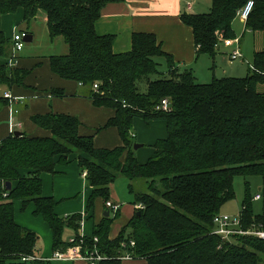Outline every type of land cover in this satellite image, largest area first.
<instances>
[{"label":"trees","instance_id":"trees-1","mask_svg":"<svg viewBox=\"0 0 264 264\" xmlns=\"http://www.w3.org/2000/svg\"><path fill=\"white\" fill-rule=\"evenodd\" d=\"M123 1L0 0V111L9 104L3 87L26 85L31 73L21 64L8 66L12 39L3 19L22 13L30 23L44 12L51 40L63 37L68 45L67 54L48 57L50 70L61 80L79 83L95 107L113 110L98 130L115 127L123 140L116 147L97 146L78 116L52 110L31 116L43 134L10 133L0 140V264H51L36 258L40 236L17 222V201L23 210L33 204V213L49 225L54 251L67 249L80 237L84 214L63 217L56 212L58 202L43 194V174L59 172L73 156L91 186L90 218L98 199L110 212L84 237L82 254L97 250L104 256L101 264H130L122 259L128 253L147 264H264L263 239L241 236L229 241L212 233L214 216L235 197L236 176L246 178L243 227L264 230V90H259L264 84V46L254 51L247 76H214L200 83L191 68L177 65L154 32L134 31L129 50H114L116 35L100 34L97 23L108 4ZM247 1L212 0L206 13L181 14L191 29L197 57L215 58L224 40L237 38L233 23ZM254 2L245 27L256 34L264 32V0ZM158 58L165 59L167 72L160 69ZM152 75L159 78L152 80ZM50 92L66 95L62 87ZM163 99L169 100L170 111L159 108ZM136 119L147 124L163 121L167 128V136L150 145L144 162L134 149ZM121 176L129 181L135 210L113 237L121 208L114 212L106 203ZM250 176L262 178L257 193L263 204L260 213L254 210L257 194L251 193ZM6 181L12 183L10 190ZM140 183L146 191H138ZM67 228L75 231L74 241L63 239Z\"/></svg>","mask_w":264,"mask_h":264},{"label":"rangeland","instance_id":"rangeland-1","mask_svg":"<svg viewBox=\"0 0 264 264\" xmlns=\"http://www.w3.org/2000/svg\"><path fill=\"white\" fill-rule=\"evenodd\" d=\"M201 2V1H199ZM204 6L203 11L208 12L211 9L212 3L209 4L208 1L202 2ZM18 14V13H16ZM16 14L8 15L6 19L7 26L4 25L3 19V28L7 33L13 34V29H17L18 31H25L29 34L33 35V40L30 42H26L24 49L22 50L21 54L26 57V59H32L33 68H28L31 70V73L26 79V85L16 86L14 89L15 94L23 95L28 100V107L24 111V116L26 118H30V115L34 113H46V109L49 107L48 103L53 104L54 107H62L67 111V113L76 115L83 122V131L88 134L94 135V141L97 146H106V147H116L123 144V140L115 127H108L103 128L101 130H90L87 128L95 129L104 126L107 122L108 116L106 112L109 113L110 109L104 110H97L91 105L85 103L84 100H74L71 99L72 97H68V95L56 99L53 103L49 101L46 97L42 98H34L37 94H43L45 91H50L57 85H61L60 83L64 82L58 76H56L50 70V66L48 64V57L51 55H64L68 53V45L65 42L63 37H56L54 40H51L48 31L47 25V17L46 13L41 12L37 18L32 20L30 23H27L22 18V13H19L18 16L15 18ZM7 18V17H5ZM243 20L240 17H237L233 23V28L236 31L237 37L240 39V49L242 52V57L237 59L231 60L230 53L234 50L235 47H225L224 54H220L216 56V59L213 60L207 54H202L199 58L194 59L192 62H188L186 64V68L193 69V72L197 78V82L200 83H209L214 76L217 78L222 77H236L242 78L247 76L254 59V51L262 49L264 46V32H259L253 34L252 32L246 30L245 24H243ZM189 28V27H188ZM189 31L190 28H189ZM226 53V54H225ZM158 62L160 63V69L164 72H167V63L165 59L158 58ZM40 63V64H38ZM38 64V65H37ZM183 68V67H182ZM150 78L157 79L159 75H152ZM259 90H264V84L259 85ZM56 105V106H55ZM107 110V111H105ZM7 109L3 108L0 111V138H1V130L5 125V120L7 119ZM76 115V116H77ZM136 122L137 125L144 126L146 128V122L142 119H138ZM135 126V125H134ZM136 126L134 128V132L136 131ZM35 131V128L32 127V131ZM96 131H98L96 133ZM139 139L136 137V143L143 144V142H139ZM151 148L148 144L144 147H141V152L139 153V158L141 161L145 159V154L143 151ZM135 149V148H134ZM139 149V148H138ZM144 149V150H143ZM143 150V151H142ZM250 181V190L252 194H257L259 187L262 184L261 176H250L247 178ZM246 178L244 176H236L234 179V189H235V197L232 200H229L224 204L222 207V213H228L231 215L240 214L242 209V201L245 198L246 194V186H245ZM67 188H71L68 184H56V189L60 190L61 192L65 193ZM138 191H146L147 187L145 184L140 183L138 187L136 186ZM78 194L73 195L68 200L65 201L67 206L73 203L81 204V195ZM111 197L118 201L121 205V215L118 219L115 220L114 225L112 227V231L114 230L117 232L122 225L126 224L131 216L133 215L134 205L133 201V194L129 190V181L124 178L123 176L119 177L111 186ZM262 200L255 199L254 200V210L255 213H260L262 211ZM139 206H137L138 208ZM30 206H28L25 210L22 209L20 202L15 203V213L19 214V217L24 218V215L28 217L31 216L35 219H39L42 222L45 220L41 216H37L33 213L29 212ZM104 203L101 199H98L95 203L94 209V217L91 219L88 218V221L91 220V225L93 221L97 222L100 220L101 216L104 212ZM29 229V228H28ZM34 230V229H32ZM39 236L38 248L36 253V258L47 257L50 260V255H53L51 246H47L46 237L41 234V232L34 230ZM81 233V229H80ZM75 231L71 228H67L63 233V239L69 240L73 237L74 238ZM88 235H80L78 239H75L74 244L69 245L65 252H68L69 249L78 246L81 251V247L84 244V237ZM71 237V238H70ZM45 259V258H44ZM81 260V259H80ZM73 261V260H60L55 259L51 260V264H87L84 261ZM5 264H31V262H24V261H13L7 262ZM132 264H147L144 259H136L133 261Z\"/></svg>","mask_w":264,"mask_h":264},{"label":"crops","instance_id":"crops-1","mask_svg":"<svg viewBox=\"0 0 264 264\" xmlns=\"http://www.w3.org/2000/svg\"><path fill=\"white\" fill-rule=\"evenodd\" d=\"M204 1L205 3L206 1H208L209 4L212 3V0H126L123 2H113L108 4L103 10L101 18L97 23V31L100 34L109 33L116 35L113 44L114 50L116 52H124L131 48V36L134 31L154 32L158 36L159 40L162 41L164 49L173 55L175 62H177V65L180 68L182 67L186 68L185 66L186 64H188V62H192L194 59H197L199 57H197L196 54V46L194 43L192 32L189 31L188 26H186L182 22L180 16L183 13H205V11H203L204 9H202L204 8V6L202 5V2ZM18 14H16L13 17L15 18L16 16H18ZM5 17H4V25L7 26L8 23H6V19H8L9 16L7 15ZM9 18L11 19V17ZM245 23L246 22H243V24ZM7 35L9 38L12 39L13 34L7 33ZM225 47L227 46L222 45L221 49L216 54V56L220 54H224L223 49ZM216 56L215 58H211V59L215 60ZM19 61H20L19 64H21L23 67L33 68V70H35L34 69L35 67H32L33 65L32 59L30 58L26 59L25 56L20 54ZM63 81L64 82L60 83L61 85H57L55 87L64 88L66 90V95H68V97H72L71 99L75 98L74 100H84L85 103L91 105L97 110L106 109L104 107L101 108L95 107L92 99H90L85 94H83V88L79 83L69 82L65 80ZM3 91L4 92L10 91L13 94V96L21 98V100H18L13 104L14 107L19 110L18 113L15 115V119L21 122L22 124L20 127L17 128L18 129L17 131H22L27 134H43L44 133L43 130L39 128L31 120V116L33 114L30 115V118H26L24 116V111L28 107V103H29L28 100L30 99H27L28 97L26 98L23 95L15 94L14 89L10 90L7 89L6 87H3ZM42 97H46L47 99H49L51 103H53L56 99L62 98V97L53 96V94L50 91H45L43 94H37L34 96V98H42ZM48 105L49 107L46 109L47 111L52 110L54 112L67 113V111L62 107H58L56 105H55L56 107H54L53 104L50 103H48ZM5 108L7 109L8 115H7V119L4 121L5 125L1 130L0 140L11 133L10 122H9L10 103ZM75 114L77 115V113ZM106 115L108 116L109 119L113 115V110L110 109V112L109 113L106 112ZM137 120L138 119L135 120V126H136V122H138ZM32 127L35 128V131L34 130L32 131ZM136 128H137L136 131L135 132L133 131V133L139 139L138 140L139 142L144 143L143 147L146 144L150 146L158 138H164L167 136L166 123L163 121H155L149 124L146 123V128L144 126L137 125ZM87 129L90 130V133H92L91 130H98V128L96 127L95 129H91V128H87ZM101 147H106V146L102 145ZM135 151L137 157L139 158L141 147L139 149H135ZM142 153L145 154V159L143 161H141L140 159L139 160L141 162H144L150 156L151 148L147 149L146 151H143ZM58 170L59 172L57 173L43 174V194L45 196L53 197L58 202V205L56 207V212L63 217H68L74 213H83L84 214L82 220L83 223L81 224V228H80L81 235L82 234L91 235L94 224L99 222V221L97 222L93 221L91 225V220L88 221V218H90V213L87 212V200L91 193V186L87 184L86 178L83 177L78 161L75 158V156H73L71 162L68 165L60 166ZM62 183H66L71 187V188H67L65 193L56 189V184H62ZM79 192L80 194L78 195V200H79V196L81 195L80 197L81 204L79 201V203H73L67 206L68 204H66L65 201L68 200L73 195L78 194ZM111 201L114 203H118V201L114 200L112 197H111ZM29 206H30L29 212L31 213V215H33L34 205L30 204ZM104 209L105 212L106 211L105 205H104ZM134 210H135V206H134ZM15 217L17 222L22 226L29 228L31 230L34 229L36 231H39L43 236L46 237V243L48 241L47 246L49 245L51 246L53 253V255L48 256L50 257V261L55 259L77 261L81 259L80 261H84L87 264H89L87 260H84L80 257H71L74 255L73 254L74 252L77 255L82 254L78 246L69 249L68 252H65L67 249L64 250V252L61 249H59L58 251H54L53 234L49 225L45 221L42 222L39 219H35L31 216L28 217L27 215H24V218H21V216L19 217V214L16 213H15ZM118 231L115 232L113 230L112 236L113 237L116 236ZM57 254H64L65 256H67V258H59ZM44 258L46 260L49 259L47 257H42L39 259H44ZM134 260L136 259H132L127 262L132 264Z\"/></svg>","mask_w":264,"mask_h":264},{"label":"built area","instance_id":"built-area-1","mask_svg":"<svg viewBox=\"0 0 264 264\" xmlns=\"http://www.w3.org/2000/svg\"><path fill=\"white\" fill-rule=\"evenodd\" d=\"M255 6L254 0H248L244 7L239 10L238 17L241 18L244 22L248 19L249 15L251 14L253 8ZM28 32L25 31H18L16 28L14 29L13 36H12V49L11 54L8 58V66L14 68L19 65L20 54L25 47L26 41L25 36ZM224 45L227 47H235L234 50L230 53V59L234 60L239 57H242V52L240 49V39L233 38V39H226L224 40ZM94 88H98V83L94 85ZM3 96L9 99L10 103V131L11 133H15L18 127L22 124L21 122L15 119V115L18 113V109L14 107V102L21 100L20 97H15L10 91L4 92ZM164 111H170V103L168 99H163L161 105L159 106ZM83 177L86 178L87 172L85 171ZM261 195L257 194L255 199H260ZM107 206L112 208L114 212H116L120 208V204L114 203L112 201H108ZM83 221L81 222V224ZM213 234L220 236L223 240L235 241L241 236H254L264 240V230L257 229L255 227L244 228L243 221L241 214L231 215L228 213H218L214 216V229L212 231ZM70 241H74V238H71ZM135 243L132 242V245ZM82 248V247H81ZM79 252V251H78ZM74 255L71 257H80L84 260H87L89 264H101V261L104 259V256L98 253L97 250L91 251L87 254H80L77 255L75 252ZM59 258H67L64 254H57ZM122 259L125 261L132 260L133 257L130 253L122 256Z\"/></svg>","mask_w":264,"mask_h":264},{"label":"water","instance_id":"water-1","mask_svg":"<svg viewBox=\"0 0 264 264\" xmlns=\"http://www.w3.org/2000/svg\"><path fill=\"white\" fill-rule=\"evenodd\" d=\"M32 40H33V35L27 33L26 36H25V41H26V42H30V41H32ZM14 134H15L16 136H20V135L23 134V132H22V131H15ZM142 146H143V144L135 143L134 148H135V149H138V148H140V147H142ZM4 186H5L6 190H10V189L12 188V183H11L10 181H6L5 184H4ZM259 190H261V187H259ZM109 215H110V212H109L108 210H106V211L104 212V216H109Z\"/></svg>","mask_w":264,"mask_h":264}]
</instances>
